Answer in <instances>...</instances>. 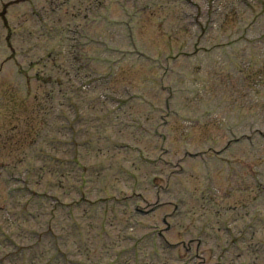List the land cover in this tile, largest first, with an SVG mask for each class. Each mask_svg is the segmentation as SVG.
I'll return each instance as SVG.
<instances>
[{"label": "rangeland", "instance_id": "374dc122", "mask_svg": "<svg viewBox=\"0 0 264 264\" xmlns=\"http://www.w3.org/2000/svg\"><path fill=\"white\" fill-rule=\"evenodd\" d=\"M1 13L3 264L19 259L10 257L7 237L28 252L22 264H43L54 252L60 257L65 253L69 264H264V0H0ZM133 41L152 61H123ZM157 131L172 132L165 147L163 139H155ZM231 131L241 138L239 143L232 142ZM131 132L152 133L141 142V152L132 154L135 147L128 140L121 150L129 157L108 161V152L116 154L109 150L113 146L101 162L94 161L91 151L86 154L93 150L96 155V146L108 134L129 138ZM182 133L189 135L182 138ZM199 136H205L207 150L202 177L192 169L198 161H179L191 145L197 147ZM74 150L79 152L76 162ZM222 150L217 159L214 154ZM159 157L171 163V172L185 168L160 202L144 193L151 205L142 207L137 193L153 186L155 172L142 184H134L130 176L111 180L108 170L116 163L121 168L146 163L155 170L164 164ZM53 158L72 162L64 172L71 171L75 185L88 178L89 169L103 172L95 175L97 184L88 185L91 194L83 188L90 202L78 205L94 221L88 217L72 225L68 209H59L62 229L61 220L46 212L43 202L55 195L54 178H62ZM66 184L77 196L79 185ZM65 192L61 186L59 193L70 197ZM162 200L172 204L158 215L173 213L174 218L168 217L176 228L167 235L173 244L179 239L183 249L156 243L129 214L148 211ZM119 206L125 212H114L113 226L99 232L103 218ZM23 209L41 218L30 220ZM50 219L60 237L58 251L46 232ZM120 220L121 228L134 231L120 236ZM11 222H21L19 233L24 228L29 233L20 240L16 228L10 233ZM32 232L41 236L40 247ZM87 253L89 258L82 260Z\"/></svg>", "mask_w": 264, "mask_h": 264}]
</instances>
